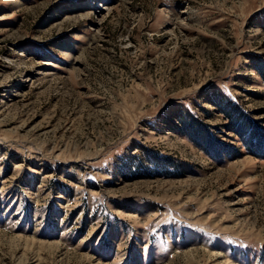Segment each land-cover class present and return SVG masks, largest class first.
<instances>
[{
    "label": "rangeland",
    "instance_id": "1",
    "mask_svg": "<svg viewBox=\"0 0 264 264\" xmlns=\"http://www.w3.org/2000/svg\"><path fill=\"white\" fill-rule=\"evenodd\" d=\"M0 264H264V0H0Z\"/></svg>",
    "mask_w": 264,
    "mask_h": 264
},
{
    "label": "bare ground",
    "instance_id": "2",
    "mask_svg": "<svg viewBox=\"0 0 264 264\" xmlns=\"http://www.w3.org/2000/svg\"><path fill=\"white\" fill-rule=\"evenodd\" d=\"M105 8H106V9H109V7H105V6L103 5V8H102V9H105Z\"/></svg>",
    "mask_w": 264,
    "mask_h": 264
}]
</instances>
